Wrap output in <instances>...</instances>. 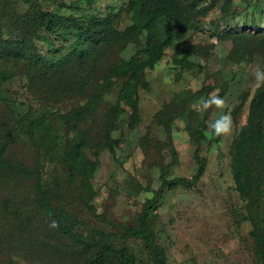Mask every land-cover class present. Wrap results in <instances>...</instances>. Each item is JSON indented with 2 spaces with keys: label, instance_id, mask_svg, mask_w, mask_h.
Returning a JSON list of instances; mask_svg holds the SVG:
<instances>
[{
  "label": "rangeland",
  "instance_id": "obj_1",
  "mask_svg": "<svg viewBox=\"0 0 264 264\" xmlns=\"http://www.w3.org/2000/svg\"><path fill=\"white\" fill-rule=\"evenodd\" d=\"M257 65L264 0H0V115L22 120L0 160L4 236L14 206L58 222L44 264H264ZM214 90L225 107L194 110ZM223 113L233 134L206 136ZM141 221L153 246L124 230ZM6 244L0 258L42 264Z\"/></svg>",
  "mask_w": 264,
  "mask_h": 264
},
{
  "label": "trees",
  "instance_id": "obj_2",
  "mask_svg": "<svg viewBox=\"0 0 264 264\" xmlns=\"http://www.w3.org/2000/svg\"><path fill=\"white\" fill-rule=\"evenodd\" d=\"M185 9L186 8L184 6H182V8L175 9L177 13V19H181L182 21L186 19L183 16ZM155 17L157 19H160V22L164 26H172L171 19L169 20V18H167L166 13H156ZM134 88V84H128L127 88L122 91L118 98L120 105H131L133 103V95L135 93ZM259 99L260 97L255 98V100L257 101H259ZM33 123L34 122H30L31 126ZM21 125V118L16 115L14 116V113L12 111L8 116L0 115V160L3 159L4 155L6 154L9 144L15 142L18 137L20 138V136L18 135L20 131H17L18 127ZM0 168H4V166L0 165ZM198 179L199 175H195L191 180H174L172 182H168L167 185L195 184L197 183ZM22 201L21 202L24 204L22 205V207L25 209H28L27 206H29L30 208H34L35 210V208H37V205L40 204L41 206H43L40 203L39 198L34 199L33 197H26ZM12 208L14 209L13 211L15 212V214L19 216V221L11 226V236H4V226L0 227V247L7 246L6 242L9 243V246H13L12 253L14 255L18 257H21L23 255L24 259L30 263L41 262L42 264H44L45 259L53 260L50 258V253H55L57 249L60 248L61 242L59 241L60 235L58 236V234L62 233L61 229L49 227L52 230L49 233L48 229L45 226V223L44 225L42 224L44 222V218H24L23 216L25 215V212H19V209L14 206ZM124 230L126 234L141 238L148 245L153 246V241L148 233V229L144 221H141L139 223V227L127 226ZM4 250L6 251L5 247ZM58 252L60 251H57V253ZM38 254L42 256H39ZM62 254L66 255L65 248L62 249ZM43 256H47V258ZM61 259L63 258H59L57 259V261ZM11 263H15V260H9L5 256H2V258H0V264Z\"/></svg>",
  "mask_w": 264,
  "mask_h": 264
},
{
  "label": "clouds",
  "instance_id": "obj_3",
  "mask_svg": "<svg viewBox=\"0 0 264 264\" xmlns=\"http://www.w3.org/2000/svg\"><path fill=\"white\" fill-rule=\"evenodd\" d=\"M254 76V86L260 88L264 86V67L259 65L256 66L253 73ZM194 110L199 113L207 112L209 109L215 107L217 109H222L225 107V100L219 95V90H214L209 93L207 97H200L192 106ZM209 131L205 132L206 136H222L230 135L234 132V124L231 116L227 113L221 114L214 121L207 124ZM51 228L59 227L56 220H51L49 225Z\"/></svg>",
  "mask_w": 264,
  "mask_h": 264
}]
</instances>
